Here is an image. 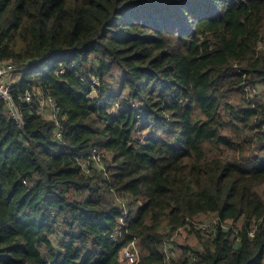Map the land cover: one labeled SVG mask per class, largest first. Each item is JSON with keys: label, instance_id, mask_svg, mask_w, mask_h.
<instances>
[{"label": "trees", "instance_id": "trees-1", "mask_svg": "<svg viewBox=\"0 0 264 264\" xmlns=\"http://www.w3.org/2000/svg\"><path fill=\"white\" fill-rule=\"evenodd\" d=\"M263 42L264 0H0L22 117L0 99V264H122L134 240L165 264L162 229L206 214L177 264H264Z\"/></svg>", "mask_w": 264, "mask_h": 264}, {"label": "built area", "instance_id": "built-area-1", "mask_svg": "<svg viewBox=\"0 0 264 264\" xmlns=\"http://www.w3.org/2000/svg\"><path fill=\"white\" fill-rule=\"evenodd\" d=\"M264 42L259 44V48H263ZM16 65L11 60H0V99L4 101L7 114L12 119L16 120L20 125H22V117L20 115V112L14 102V99L11 95V86L12 83L15 81L13 79V75L16 72ZM62 72V71H61ZM93 83L95 85H98L99 82L97 80H94ZM259 88H247V91L250 96L255 95L258 93ZM26 100H30V95H27L25 97ZM39 105L41 108L50 107L48 110L49 115L53 119H57L59 115V108L55 105L54 100L51 97H44L39 98ZM133 105H137V103H133ZM44 111V110H43ZM93 165L96 168L102 169V153L99 151H92V154L89 159L83 160L81 162V168L85 173L89 172V166ZM126 200L118 199V204L122 207L126 208ZM127 209V208H126ZM127 213V212H125ZM122 224H124L122 222ZM217 222H207V223H201L198 221L188 222L186 224L187 228H190L189 230L198 231L204 234H212L215 230ZM163 234H168L169 232H172V234L169 237H166L161 245V252L164 256L165 264H177V261L173 259L174 255V238L175 233L173 234V230H171V227H166L161 231ZM238 242V241H236ZM140 249L138 246V243L136 240L130 242L126 247H124L120 254V260L122 264H138L140 261ZM187 261L184 264H194V262L198 261L197 257L194 253L189 252L187 255Z\"/></svg>", "mask_w": 264, "mask_h": 264}, {"label": "rangeland", "instance_id": "rangeland-1", "mask_svg": "<svg viewBox=\"0 0 264 264\" xmlns=\"http://www.w3.org/2000/svg\"><path fill=\"white\" fill-rule=\"evenodd\" d=\"M18 76V72L16 71L15 74L13 75V79L16 80ZM120 77H121V71L118 68H114L113 71L111 72L110 76L107 77L106 83L107 86L109 87V89L113 90V91H117L119 89V81H120ZM260 91V90H259ZM233 101V100H232ZM234 102V101H233ZM47 115V114H46ZM257 191L259 193H262L264 191V185L260 186L257 188ZM102 195H104L105 199L110 203H115V201L117 202V197L113 192H103ZM123 200H126L128 198H122ZM115 200V201H114ZM129 200H132L129 198ZM132 206H135V203L132 204ZM194 220L201 222V223H213V222H217V218L214 214H206L203 216H199L198 218H195ZM230 222H225L223 227L227 228L229 226H231ZM241 225V221L239 223H237L235 226L236 227H240ZM166 228V227H165ZM190 228H187L186 225L184 226H180L177 227L175 230H173V234L175 233V238H174V255H173V259H175L176 261L180 258L183 259L185 257V254L183 257H181V255L183 254V248L184 247H188L190 248V251H196L199 250L201 251L203 249V243L206 242L207 240L211 239V235L210 234H204L198 231H194V230H189ZM163 230V229H162ZM172 230V228H171ZM234 245H237L236 242H233ZM187 255V253H186Z\"/></svg>", "mask_w": 264, "mask_h": 264}]
</instances>
